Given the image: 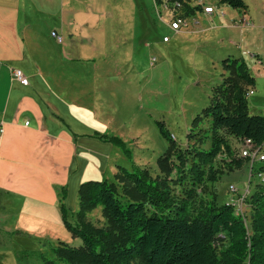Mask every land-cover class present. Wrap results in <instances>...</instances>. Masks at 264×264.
Returning <instances> with one entry per match:
<instances>
[{
	"label": "crops",
	"instance_id": "1",
	"mask_svg": "<svg viewBox=\"0 0 264 264\" xmlns=\"http://www.w3.org/2000/svg\"><path fill=\"white\" fill-rule=\"evenodd\" d=\"M214 3V15L196 12L199 23L208 17L216 24L208 31L223 29L240 13L248 14L254 29L264 28L261 0L253 2V14L247 2V12ZM220 6L232 16L221 13ZM152 8L156 11L154 0H0V264L5 258L13 261L11 251L4 252L5 229L39 237L58 230L69 244L72 235L63 224L58 189H67L65 204L75 212L80 185L100 181L119 167L118 149L95 139V132L118 135V130L128 145L139 139L146 144L139 126L151 115L145 105L149 91L167 100L164 86L170 79L164 66L148 61L150 33L164 25H155ZM163 15L167 31L156 53L161 49L173 67L172 49L193 37L182 33L184 28L172 31L169 15ZM53 32L64 42L58 43ZM148 69L155 73L150 82ZM17 70L27 85L14 78ZM215 70L224 71L222 61ZM135 81L143 84L133 87Z\"/></svg>",
	"mask_w": 264,
	"mask_h": 264
},
{
	"label": "trees",
	"instance_id": "2",
	"mask_svg": "<svg viewBox=\"0 0 264 264\" xmlns=\"http://www.w3.org/2000/svg\"><path fill=\"white\" fill-rule=\"evenodd\" d=\"M182 2V0H174ZM220 5L247 12L244 0H218ZM160 7L164 0H154ZM190 17L200 9L184 4ZM230 75L214 86L210 102L191 122L187 148L179 147L165 121H155L169 148L157 165L161 175L137 166L132 149L121 137L95 132L93 137L116 147L132 164L120 167L115 181H87L78 192L79 209L67 208V189H58L63 224L76 247L65 242L51 246L54 258L42 264H264V186L252 195L250 228L232 204L219 205L213 194L195 213L197 197L229 171L241 170L238 145L250 140L264 146V116L249 113L248 95L256 85L244 58L222 61ZM209 120L208 129L203 126ZM208 148H204L206 145ZM253 175L264 170L254 165ZM101 207L107 226L97 227L88 215ZM18 232L17 234H19ZM221 237L228 245L218 250ZM33 254V253H32Z\"/></svg>",
	"mask_w": 264,
	"mask_h": 264
},
{
	"label": "rangeland",
	"instance_id": "3",
	"mask_svg": "<svg viewBox=\"0 0 264 264\" xmlns=\"http://www.w3.org/2000/svg\"><path fill=\"white\" fill-rule=\"evenodd\" d=\"M214 1L216 2V0ZM255 1L257 0H246L251 6L250 10L252 14L256 13L255 3L253 4ZM261 2L264 3V0H261ZM154 12L156 15L155 25L160 26V21H162L166 26V16L160 13L158 7H156V11L152 8V13ZM220 12L228 15L229 18L232 16V13L224 11L223 7L220 8ZM194 16V19L189 20L188 26L182 30V33L189 34L193 38L191 41L179 45L177 49H172L173 54L171 58L174 62L173 67H168L167 58L162 56L161 49H158L156 53L157 48L162 46L161 38L166 34L167 28L163 25L160 32L156 28L150 33L151 36L148 39L149 63L157 61L153 66L156 68L164 66L166 68L164 70L169 71L170 74V79L167 80V85L164 86L167 100L163 99L162 102L159 100L160 96L156 98V93L152 92V90L149 91L148 104L145 105L148 107L151 115H148L147 120L142 121V124L140 123L139 126L141 133L144 134L146 144L143 140L139 139L130 143L129 147H131L134 154L135 163L141 168L148 169L154 177L161 175L157 161L169 148L168 142L162 138L155 121H165L179 147L186 149V136L193 118L209 105V97L212 95L211 91L214 85L220 84L225 77L230 75L226 71H220L221 74L218 73L215 70L216 63L219 64L220 61H223V59L228 58L230 55L244 58L251 74L256 80V85L252 88L253 93L248 95L249 113L251 115L264 116V28L254 29L255 22L248 17L247 13H240L238 18L229 20L226 23L227 25L223 26V29L210 32L208 31V27H211V25L213 27L216 24L208 17L199 23V14L197 13ZM121 54L117 52L115 55L123 58L124 56ZM131 55L133 57L132 52ZM213 57L215 61H211V71H207L209 62ZM137 70L139 71V69H134V76L135 73L138 76ZM152 72L151 70L147 72L149 82L155 78V73ZM142 74L140 73V76H143ZM142 84L135 81L133 87ZM152 99L155 100L154 104ZM210 125V121L206 120L203 127L208 129ZM115 128L118 129L116 126ZM117 132L119 134L116 135L123 138L124 135L118 130ZM159 137L163 139V142ZM208 146L207 144L204 148H208ZM237 147L239 149V157L241 158L245 145L242 147L238 145ZM262 150L261 152L264 153V146ZM117 151L118 158L116 164L119 167H117L113 175L111 173L107 174L105 178L109 181H115V176L119 173L120 167L128 170L132 169V164L128 159L119 150ZM242 159H244L245 164L241 170L229 171L226 166H221L223 167L224 176L219 182L209 184L207 189L197 197L194 205L195 213L204 206V202H200V200H209V194H213L219 205H235L237 215L244 217L247 226L250 228L252 209L249 200L256 192L260 182L251 172V161L245 158ZM260 165L261 163L259 162L255 163L256 167H260ZM231 187L235 188L234 192L231 190ZM88 220L97 227L107 226V220L103 215L101 207L89 213ZM52 234L49 237L29 236L25 232H20L19 234L16 232L10 233L5 229L2 239L5 248L4 252H7V249H9L12 253H10V256L13 258V261L5 258V263L42 264V261L38 257L39 254L54 258L50 253L51 246L61 241L66 243L67 237L65 238V235L58 230ZM70 240L74 242L71 243L70 241L69 245L76 246L75 239L70 238ZM216 244L217 249L220 250L228 245V239L221 237V240ZM80 245H82V241L79 239Z\"/></svg>",
	"mask_w": 264,
	"mask_h": 264
},
{
	"label": "built area",
	"instance_id": "4",
	"mask_svg": "<svg viewBox=\"0 0 264 264\" xmlns=\"http://www.w3.org/2000/svg\"><path fill=\"white\" fill-rule=\"evenodd\" d=\"M184 4L192 7L199 8V11H202L207 15H214L217 11L216 4L213 0H182V2L174 1V0H164V3L159 7L163 11V13H167L170 17L169 27L174 32H180L184 27L188 26V16L185 15L184 12ZM51 36L58 42L63 43L64 37L57 32H53ZM170 37H164L163 42L169 43ZM154 62V61H153ZM14 78L20 81L22 84L27 85L28 81L24 77L23 73L19 70L15 71L13 74ZM253 91L250 93L252 94ZM246 146V159L251 161V172L254 171V165L256 162L264 165V153L263 147L255 146L250 140L245 141ZM260 185L264 186V170L259 171L254 174ZM231 190L234 192L235 188L231 187ZM244 199V198H243ZM233 205V204H232ZM235 207V205H233ZM236 209V208H235ZM237 213V210H236Z\"/></svg>",
	"mask_w": 264,
	"mask_h": 264
},
{
	"label": "bare ground",
	"instance_id": "5",
	"mask_svg": "<svg viewBox=\"0 0 264 264\" xmlns=\"http://www.w3.org/2000/svg\"><path fill=\"white\" fill-rule=\"evenodd\" d=\"M245 145V144H244ZM241 158H245L246 159V146L244 148V151L241 153Z\"/></svg>",
	"mask_w": 264,
	"mask_h": 264
}]
</instances>
